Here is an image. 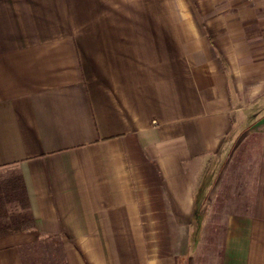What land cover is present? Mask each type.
Wrapping results in <instances>:
<instances>
[{
    "label": "crops",
    "instance_id": "obj_1",
    "mask_svg": "<svg viewBox=\"0 0 264 264\" xmlns=\"http://www.w3.org/2000/svg\"><path fill=\"white\" fill-rule=\"evenodd\" d=\"M0 264H264V0H0Z\"/></svg>",
    "mask_w": 264,
    "mask_h": 264
},
{
    "label": "rangeland",
    "instance_id": "obj_2",
    "mask_svg": "<svg viewBox=\"0 0 264 264\" xmlns=\"http://www.w3.org/2000/svg\"><path fill=\"white\" fill-rule=\"evenodd\" d=\"M15 193L16 192H2V194L3 195H5V198L4 199H6V197H8L10 194H12V196H11V199L13 200V202L15 201L14 199H15V197H16V195H15ZM15 208L13 207V210H14ZM210 224V223H209ZM218 225H220V224H218ZM210 230H212V231H214L215 233H214V235H213V237H212V239L213 238H215V242H217L218 241V237L221 235V232H222V228H220L219 226H217V227H213V225H212V223L210 224ZM221 226V225H220ZM218 234V235H217Z\"/></svg>",
    "mask_w": 264,
    "mask_h": 264
}]
</instances>
